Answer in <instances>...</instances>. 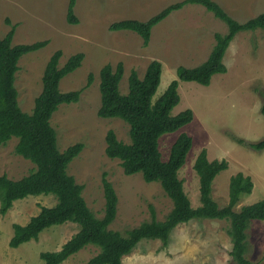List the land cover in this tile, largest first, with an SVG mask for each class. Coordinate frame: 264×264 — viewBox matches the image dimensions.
<instances>
[{
    "label": "rangeland",
    "instance_id": "1",
    "mask_svg": "<svg viewBox=\"0 0 264 264\" xmlns=\"http://www.w3.org/2000/svg\"><path fill=\"white\" fill-rule=\"evenodd\" d=\"M183 0H76L73 9L77 24L66 21L69 0H0V37L15 26L12 45L48 42L45 47L27 53L18 61L15 87L22 112L31 114L34 100L41 92L42 74L50 56L62 52L59 67L76 54H83L81 66L66 75L59 84L62 93L80 91L75 104H62L50 119L57 135L60 152L76 143L83 144L80 154L68 165L67 172L83 187L82 197L97 218L103 216L102 176L113 186L117 213L109 229L125 232L151 220L150 208L157 221H163L172 209L171 200L158 183H145L140 174L126 176L118 160L105 155V135L112 130L117 139L129 143L128 126L119 119L97 116L100 106L99 71L109 64L123 66L120 92L127 94L131 71L142 78L149 62L162 65L157 93L159 98L171 81L176 68H194L204 62L215 44L214 35L227 33V26L200 5H186L171 13L152 28L147 46L131 31H112L110 26L123 20L147 21L165 7ZM232 19L244 23L264 13V0H212ZM8 21V22H7ZM223 64L226 73L214 75L208 86L178 82L179 103L171 111L177 115L191 110L192 121L180 130L159 139L161 159L166 161L171 145L185 133L192 147L178 177L193 208L200 206L199 182L193 164L201 150L207 159L226 160L228 167L212 184V198L219 207L228 203L229 180L238 172L249 176L252 192L242 197L235 210L264 200V150L255 152L246 145L264 139V30L238 33L229 44ZM91 75V83L87 84ZM236 139L244 141L239 144ZM12 138L0 146V175L18 180L35 165L14 153ZM245 144V145H244ZM56 203L52 195L30 196L13 203L0 216V264H44L43 252H55L77 233V224L66 223L43 231L36 240L10 248L14 224L25 225L41 207ZM229 222L217 219L191 220L178 225L167 245L159 240H144L122 258V264H235L230 257L232 243L227 235ZM245 257L252 264H264V220L252 221L246 230ZM87 246L62 264H86L98 253Z\"/></svg>",
    "mask_w": 264,
    "mask_h": 264
},
{
    "label": "trees",
    "instance_id": "2",
    "mask_svg": "<svg viewBox=\"0 0 264 264\" xmlns=\"http://www.w3.org/2000/svg\"><path fill=\"white\" fill-rule=\"evenodd\" d=\"M75 2L69 0L67 7L66 21L70 24L78 22L73 12ZM186 5L204 7L227 26V33L214 35L215 44L200 65L194 68L178 66L176 79L170 82L159 98L153 101L162 73V65L156 60L149 62L142 78L131 71L127 94L121 93L119 88L124 71L121 63L115 69L106 64L99 71L101 95L97 116L123 121L128 126L129 137V143L125 144L117 139L112 130L107 131L106 157L118 160L126 176L140 174L145 183H158L172 202V209L163 221H157L153 208H150L151 220L126 231L124 236L109 229L116 218L118 204L113 186L103 175L104 209L103 216L97 218L82 197L83 187L67 172L68 165L80 154L83 144L76 143L60 152L56 132L50 125V119L60 105L79 101V90L62 93L59 84L66 75L81 66L83 54L70 56L61 67L59 61L62 52L57 50L50 56L43 70L41 92L34 100L31 114H27L18 105L19 96L15 87L18 61L21 56L42 49L48 42L13 46L15 26H11L3 38L0 37V146L16 138L14 153L35 165L29 174L18 180L0 175V216H4L14 202L30 196L52 195L56 200L52 207H41L39 213L25 225L12 226L13 233L8 243L10 248L36 240L43 231L53 226L73 223L79 227L77 233L59 250L41 253L40 259L44 264H62L90 245L99 251L86 264H122V258L129 255L141 241L159 240L167 245L170 233L178 225L191 220L217 219L229 222L227 235L232 243L230 257L235 264H252L245 257L246 230L252 221L264 220V200L235 210L242 197L252 192L251 178L241 172L231 176L228 203L219 207L212 198V184L216 176L227 169L228 164L226 160L209 161L206 150H201L193 164L199 182L200 206L193 208L184 192L183 180L178 177L192 147V139L181 133L171 145L166 161L161 159L159 139L180 130L193 119L189 109L171 115L179 103L178 82L208 86L214 75L226 73L223 58L229 44L240 32L264 30V13L239 23L212 0H183L165 7L147 21L123 20L112 24L110 30L134 32L145 47L149 43L152 28ZM91 79L89 75L87 84L91 83ZM260 95L261 113L264 115V92ZM236 140L239 144L244 143L241 139ZM246 146L261 152L264 150V139Z\"/></svg>",
    "mask_w": 264,
    "mask_h": 264
}]
</instances>
